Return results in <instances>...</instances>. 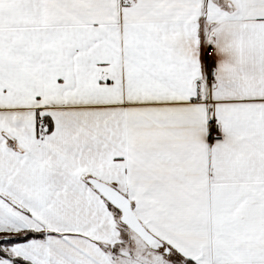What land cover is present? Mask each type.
<instances>
[{"label": "snow or ice", "instance_id": "1", "mask_svg": "<svg viewBox=\"0 0 264 264\" xmlns=\"http://www.w3.org/2000/svg\"><path fill=\"white\" fill-rule=\"evenodd\" d=\"M0 264H264V0H0Z\"/></svg>", "mask_w": 264, "mask_h": 264}]
</instances>
